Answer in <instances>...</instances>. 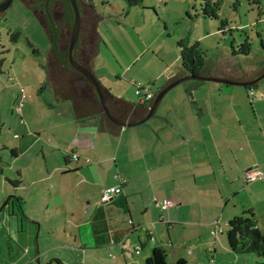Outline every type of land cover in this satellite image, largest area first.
Wrapping results in <instances>:
<instances>
[{"label": "crops", "instance_id": "obj_1", "mask_svg": "<svg viewBox=\"0 0 264 264\" xmlns=\"http://www.w3.org/2000/svg\"><path fill=\"white\" fill-rule=\"evenodd\" d=\"M94 32L93 48L97 55L104 39L96 26ZM90 49L84 46L79 50L81 59L88 57ZM90 64L94 70V57ZM187 73L181 65L157 90L150 86L154 94L147 100L150 105L159 90ZM201 74L239 81L254 78L220 69ZM198 80H201L198 84H186L185 94L177 92L168 101L161 100L155 114L143 123L117 124L109 131L102 129L99 115L91 118L92 123L84 124L74 118L70 137L62 132H57L53 139L43 137L51 142L50 152L56 154V159L48 163L42 148L47 160L44 173L40 167L26 166L34 172L27 178L26 170L18 169L21 183L14 185L15 194L21 198L23 213L32 224L21 231L17 214L4 211L0 264H102L107 249L118 264H130L133 260L126 254L127 238L144 226L146 237L139 236L138 250L147 249L149 240L156 236L157 213L159 222L163 221L170 229L175 227L174 223L184 225L191 217L203 218L211 208L220 210L223 206L224 212L231 194L238 186L244 187L242 172L259 168L264 173V154H260V146L253 144L251 135L255 126L253 133L264 145V117L258 116L251 105L256 119L252 126L250 109L242 90L236 86L242 84ZM258 81L243 85L246 95L250 97L252 90L259 89ZM256 100L263 103L264 97ZM141 116L128 114L123 119ZM35 137L38 140L41 134ZM14 156H19L17 151ZM117 185L121 192L104 203L108 214L99 212L103 190ZM25 186L30 190L28 194L18 191ZM165 198L174 204L161 209L163 212L157 202ZM59 217L63 218L62 234ZM130 221L134 228L129 226ZM30 232L37 237L29 236ZM168 242L175 251L180 249V243H174L170 231ZM119 254L124 259L122 263ZM187 261L178 255V263Z\"/></svg>", "mask_w": 264, "mask_h": 264}, {"label": "rangeland", "instance_id": "obj_2", "mask_svg": "<svg viewBox=\"0 0 264 264\" xmlns=\"http://www.w3.org/2000/svg\"><path fill=\"white\" fill-rule=\"evenodd\" d=\"M201 2L143 0L129 6L126 0H93L94 12L82 2L81 41H85L89 49H94L93 39L90 37V41L86 40L87 35L93 34L94 37V24L104 39L100 53L94 54L95 50L93 53L94 72L102 84L109 87L113 94L118 93L117 96L138 102L135 82L143 84V91L147 86L157 90L181 66L177 45L179 40L198 42L205 52L206 67L209 70H228L244 78L262 74L264 0H259V3L251 0H223L218 18L202 15ZM221 19L228 21L224 31L219 29ZM16 32L20 34H17L14 41L12 37ZM245 39L250 42V52L240 54L237 52L238 45ZM50 45L49 37L35 12L25 7L22 0H14L0 17V163L3 164V173L0 174V207L10 195H16L15 186L9 179H20L21 183L19 168L26 170L27 178H31L34 172L27 170L26 166L40 167L44 173L47 160H44L42 148L47 154L48 163L55 161L56 154L50 152L53 150L51 142L42 138L53 139L59 132L68 138L74 132L75 117L71 102H57L42 91L47 82L45 57ZM197 81L189 79L179 83L162 101H168L177 92L185 94L186 84ZM258 83L259 89L252 90L250 97L246 95L243 85H236L242 90L247 108L250 109L249 120L252 126L256 119L255 113L251 112V105L258 111V116L264 117V102L256 100L264 97V76ZM254 131L255 126L251 133L253 144L260 146V154H264V145L256 139ZM38 133L41 137L35 140ZM12 149L17 151L18 157L12 154ZM245 173L242 172L244 187L238 186L236 192L231 194L224 212L223 206L220 210L211 208L203 218L191 217L184 225L174 223L175 227L170 229L163 221L159 222L157 213L155 219L158 223L154 225L156 236L149 240L147 249L138 250L139 236L143 239L146 237L144 226L134 231L126 242L129 245L127 257L133 260L130 264H136V260L144 264V258L147 257L145 253L149 255L150 246L153 248L158 244H163L167 251V264H184L177 262L179 254L188 259L186 264H257L262 257L254 253H234L228 247L226 236L228 220L252 207L258 225L264 231V180L257 177L247 185ZM18 191L28 194L30 190L25 186ZM205 191L208 194L210 192ZM159 208L161 210L165 207ZM6 210H10L9 206L0 212V227ZM7 216L10 217L8 213ZM164 217L166 219V213ZM62 221L63 218L57 219L60 234ZM169 231L174 243H180L178 251L168 242ZM83 238L86 241V236ZM105 251L107 253H104L102 264L119 263L109 254L108 249ZM119 259L121 263L124 262L121 254Z\"/></svg>", "mask_w": 264, "mask_h": 264}, {"label": "trees", "instance_id": "obj_3", "mask_svg": "<svg viewBox=\"0 0 264 264\" xmlns=\"http://www.w3.org/2000/svg\"><path fill=\"white\" fill-rule=\"evenodd\" d=\"M142 1L143 0H126L129 6L136 5L138 3H141ZM251 1L259 3V0ZM78 2L80 5V9L81 2H84L86 5H89L94 12L95 9L93 0H78ZM222 2L223 0H202V15L207 17L218 18V11ZM64 5V9L66 12L65 19H67V21L69 22L71 30V26L73 23L72 9L68 0H64ZM48 21L50 23L51 28L48 31L49 40L51 39L50 46L52 49V53L55 55L56 62L58 64H62L61 67H63L64 69L84 79L91 90V94L87 95L84 91L83 93L79 89L72 87L60 91L61 97L66 98L71 102V107L76 122L80 124L92 123L91 118H94L96 115H99L102 129L111 131L113 127L117 126V124L112 122L107 117L100 104L98 96L92 89L87 79L71 66L68 59H65L67 56L68 45L65 51H60L59 49H57L56 41L58 37V27L54 26L51 20ZM227 23L228 21L226 19H221L219 29L224 31V28ZM17 34H20V32H16L13 35L12 40L16 41ZM177 43L180 49L181 65L184 71L194 74L202 72L209 74V69H207L206 67V59L204 54L205 52L200 47L198 42L189 43L186 40H179ZM262 44L264 46V41L262 42ZM79 45L80 43L78 41L77 48L75 51L76 58L84 65L88 66L89 68H92L90 64V59L93 57L94 49H90L88 57L86 58L87 62H84L79 55ZM85 47H87V45ZM233 52L236 53L234 48ZM237 52H239L240 54H248L250 52V42L248 41V39H245L238 45ZM200 82L201 80H198L196 84ZM135 84H137V82H135ZM103 89L108 98L112 112L120 118H125L128 114H130V116L143 115L150 106V103L148 101L133 102L124 97H119L113 94L111 92V89L105 85H103ZM11 152L13 155H16L15 149H12ZM1 173H3V164L0 163V174ZM9 181L13 185H18L20 183V179H9ZM8 206L10 208L11 213L17 214L21 231L25 230L24 228L26 226H29V224H32V222L23 213L21 198L19 196L11 195L10 200L7 202L6 206L1 211H3L5 208H8ZM97 210L99 212L108 214V209L104 203L99 205ZM129 224L131 228H134V224L131 221ZM227 226L228 228L226 230V236L229 249L234 253H254L257 256L262 257V259L259 260L257 264H264V231L260 229L256 214L253 209L247 208L243 211V213L233 216L228 221ZM29 236L35 237V233L30 232ZM94 236H97L96 231L94 232ZM167 255V251L164 247H162L161 245H155L151 249L150 254L144 259V264H167Z\"/></svg>", "mask_w": 264, "mask_h": 264}, {"label": "water", "instance_id": "obj_4", "mask_svg": "<svg viewBox=\"0 0 264 264\" xmlns=\"http://www.w3.org/2000/svg\"><path fill=\"white\" fill-rule=\"evenodd\" d=\"M13 1L14 0H0V17L11 6ZM22 1L25 7L31 8L30 6L31 0H22ZM68 1L71 6L72 13H73V23L71 26V30H70L69 23L64 22V19H63L64 6H65L63 1L61 0L56 1L52 4V9L55 14L54 20L56 24H59L58 26H60L59 29L61 32V41H60L61 47L59 50L65 51L68 45L67 59L69 60L71 66L87 79L92 89L98 96L100 104L105 114L107 115V117L112 122L118 125L132 126V125H137V124L145 122L147 119H149L155 114L156 109L160 101L164 97L165 93L181 81H184L187 79H208V80H215V81L227 82V83H233V84L250 85V84L256 83L260 78L264 76V72H263L262 74L258 75L257 77L251 80L239 81V80H233V79L224 78V77L205 75L201 73H198V74L187 73L177 78L176 80L170 82L169 84L164 86L161 90H159L152 104L149 106L148 110L141 117L134 119V120H127V119L120 118L112 112L108 98L103 89V84L101 80L96 76L94 70L84 65L76 58L75 51L77 48L78 41L80 39V33H81V27H82V14H81V9H80L78 0H68ZM81 7H82V2H81ZM36 15L39 20H42V23L44 24V27L46 28V25L43 22L42 13L39 12ZM44 27L43 29L45 30ZM45 63H46L45 71H46V76H47V82L42 91L50 95L55 101L62 102V101L67 100L66 98L61 97L60 91H63L64 89L66 90L72 87L77 88L82 92L84 91L87 95L91 94V90L89 86L86 84L85 80L79 77L78 75L64 69L63 67H60L59 64L56 62L55 55L52 53L50 49L46 54ZM0 135H1V114H0ZM10 197L11 195L3 202V204L0 207V212L6 206L7 202L10 200ZM34 222L37 224V226H39L38 222L36 221ZM36 237H37V234H36Z\"/></svg>", "mask_w": 264, "mask_h": 264}, {"label": "built area", "instance_id": "obj_5", "mask_svg": "<svg viewBox=\"0 0 264 264\" xmlns=\"http://www.w3.org/2000/svg\"><path fill=\"white\" fill-rule=\"evenodd\" d=\"M136 86H137L136 93L139 96L138 101L144 102V101H147V100L152 99L154 97L153 92L149 90L148 86L146 87L145 91H143V89H145V88H144L143 84H141L140 82H137ZM257 177H262L264 180V173L259 168H255V169L250 168V169L246 170L245 179L247 181L254 180ZM119 192H121V187L118 185L106 187L103 190V193L101 195V201L103 203L108 202L112 198H114L116 196V194H118ZM157 204L160 207H166V206L174 204V201L171 199L165 198L163 200H158Z\"/></svg>", "mask_w": 264, "mask_h": 264}, {"label": "flooded vegetation", "instance_id": "obj_6", "mask_svg": "<svg viewBox=\"0 0 264 264\" xmlns=\"http://www.w3.org/2000/svg\"><path fill=\"white\" fill-rule=\"evenodd\" d=\"M56 1H60V0H31L30 6H31V9L35 12V14H37L39 12L42 13V15H43V22L45 23L46 28L44 27V24L42 23V20H39V19L38 20L40 21V23L42 24V26L45 28V30L47 32V35H48L49 29H51L50 28V23H49L48 20H51L53 22V25L58 27V37H57L56 44H57V49H60V47H61V43H60V41H61V32H60V29H59L60 26H58L59 24H56V22L54 20L55 14H54V11L52 9V4L54 2H56ZM61 1H63V3H64V0H61ZM65 14H66V12H65V9H64V13H63L64 22L69 23L67 21V19H65ZM81 36H82V31H81L80 39H79V43H80V45L78 47L79 50L82 49L84 46H86L85 45L86 42L85 41L84 42L81 41ZM87 36H89V37H87ZM87 36H86V40H89L90 41V37H91V39L94 40L93 34L87 35ZM48 37H49V35H48ZM50 50H52V49L50 48ZM65 59H67V56H66ZM82 60L84 62H87V60L85 58H83ZM59 66L61 67L62 64H59ZM251 79H253V78H251ZM253 84H255V83H253ZM3 264H5V263H3Z\"/></svg>", "mask_w": 264, "mask_h": 264}]
</instances>
